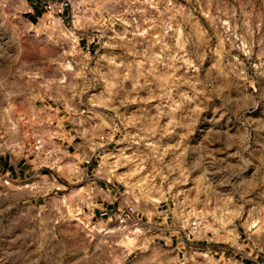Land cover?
<instances>
[{"label":"rangeland","instance_id":"374dc122","mask_svg":"<svg viewBox=\"0 0 264 264\" xmlns=\"http://www.w3.org/2000/svg\"><path fill=\"white\" fill-rule=\"evenodd\" d=\"M23 3L0 0V264L264 262V0H70L88 58ZM62 123L81 168L55 165ZM91 160L136 217L170 212L179 249L82 221Z\"/></svg>","mask_w":264,"mask_h":264},{"label":"crops","instance_id":"0c3cea01","mask_svg":"<svg viewBox=\"0 0 264 264\" xmlns=\"http://www.w3.org/2000/svg\"><path fill=\"white\" fill-rule=\"evenodd\" d=\"M49 1H58V0H23V5H24V14L28 15V18L30 21L35 20L39 18L41 15L45 14V5ZM70 1V0H69ZM74 1V0H72ZM69 14V13H68ZM66 13L62 15L59 19V24L62 25V27L66 30H70L66 28V20L68 19L69 15ZM89 21V20H88ZM88 25H93L91 20L90 22H87ZM84 24V25H87ZM81 27V26H79ZM79 27L73 28V31L75 32L76 29ZM93 28H98L93 27ZM75 34H78L75 32ZM83 39L77 42V49H80L83 57L88 58L92 54V49L91 45H82ZM57 131L55 132L54 139L56 140L57 149L59 148L60 150L58 151V156L56 157V164L59 167L60 164H66V163H71V164H77L81 166L84 164L80 158L77 157V155H74L71 153V144H69V137L71 135V131L69 132L67 129V125L62 123L61 125H57L54 127ZM62 144V145H61ZM87 166H85V173H83L82 177L90 178V183H86L82 186V190H84L86 193L92 192V196L90 201H88L83 205V211L85 213L84 218H82L83 222L86 223L87 225L90 224V226H95L97 229H100V227L103 225L104 222H113L117 223L118 218L121 217L123 214L126 212L134 214L135 212H131L128 210V208L124 207L122 204V201L120 200V189L116 185H112L109 182L105 183L104 180L99 179L98 181H93L91 179L93 177V174L90 175V173L93 172V166H94V161L91 160L90 162L87 161ZM67 200V199H66ZM67 206L70 211H73V207L69 206L68 201H67ZM157 218V222L154 221L152 223L154 224H149L148 222L144 221V215L142 214V217H138L147 227V225L150 226V230H158L161 232L162 235V240L165 241L166 244H171L175 247V249H179L180 245V234H177V228L174 225V223H169L170 220V212H163L161 214H158L155 216ZM161 221V222H159ZM171 222V221H170ZM173 222V221H172ZM151 223V222H150ZM154 225H159V228H157ZM264 264V262L260 263Z\"/></svg>","mask_w":264,"mask_h":264},{"label":"built area","instance_id":"2783aa9c","mask_svg":"<svg viewBox=\"0 0 264 264\" xmlns=\"http://www.w3.org/2000/svg\"><path fill=\"white\" fill-rule=\"evenodd\" d=\"M70 3L69 0H58V1H49L45 5V14L48 15L47 21L48 24L52 25L57 18H60L66 13V6ZM35 151L40 153L42 151L41 141L38 140L35 146ZM186 223V235L185 238L188 241H192L197 238V235L201 229V224L198 219L188 220ZM117 224L121 226L122 231H129L131 228L139 230L140 232L145 231V224L134 214L126 212L121 217L118 218ZM182 236H184L183 227L177 228ZM183 231V232H182ZM107 233V232H106ZM114 233V232H111ZM108 234V233H107Z\"/></svg>","mask_w":264,"mask_h":264},{"label":"bare ground","instance_id":"6f19581e","mask_svg":"<svg viewBox=\"0 0 264 264\" xmlns=\"http://www.w3.org/2000/svg\"><path fill=\"white\" fill-rule=\"evenodd\" d=\"M74 4H75L74 5L75 8L73 10V15L77 14L78 11L81 10V7L83 5V0H75V3ZM59 19H61V18H59ZM59 19L57 18V20H59ZM86 23H87L86 20L82 19L80 16H77V15L75 16V18H74V25H75V27H79L82 24H86ZM45 31L46 30L43 29V30H40L39 33H43ZM64 31L66 32L68 41L72 44L71 47L76 48V46H77V40L78 39H77V36H76L75 32L70 31V30H66V29H64ZM55 165H56V163H55ZM124 246L128 250H131V249H134V248L137 247L136 242H135V239L132 238V237H128V238L124 239Z\"/></svg>","mask_w":264,"mask_h":264}]
</instances>
